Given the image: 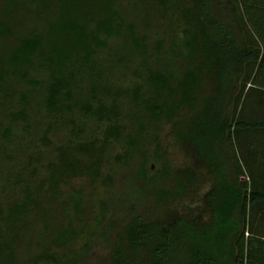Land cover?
Instances as JSON below:
<instances>
[{"label": "trees", "instance_id": "obj_1", "mask_svg": "<svg viewBox=\"0 0 264 264\" xmlns=\"http://www.w3.org/2000/svg\"><path fill=\"white\" fill-rule=\"evenodd\" d=\"M150 1L167 45L124 0H0V264H264V0Z\"/></svg>", "mask_w": 264, "mask_h": 264}, {"label": "rangeland", "instance_id": "obj_2", "mask_svg": "<svg viewBox=\"0 0 264 264\" xmlns=\"http://www.w3.org/2000/svg\"><path fill=\"white\" fill-rule=\"evenodd\" d=\"M4 2V0H3ZM137 5V8H135ZM123 8L125 13L127 12L128 17L132 19L136 23V28L139 31L144 32L149 36L150 42L154 40L156 37L167 35L168 31L175 26V24L171 23L168 16H164V13L158 8L156 3L150 0H124ZM3 16V15H2ZM31 20V19H30ZM29 19H24V24L22 25L21 30H28L32 25H35V22ZM22 24V22H21ZM20 24V25H21ZM38 26L41 25L37 23ZM179 38H176L178 41ZM170 37L167 35V39L165 40L166 45L169 43ZM153 49V46L150 47V50ZM247 74H251L253 71L252 64L247 66L246 68ZM263 98L264 93H260L257 91L252 92L246 99L245 107H244V115L251 118V116L256 117L258 112H263L264 107L259 106L257 100ZM229 108V106H228ZM240 143L243 147V151L245 153L251 147H255L257 152L256 161L253 165L250 166V169L245 165V171L242 173L241 178L248 179L250 176V172L256 178V182L263 181L262 176L260 175L264 172V134L262 132H257L256 130H247L243 131L242 136L240 137ZM254 144L255 146H253ZM237 150L238 145L236 144ZM164 149L167 151L168 160L174 166H184L188 164L189 158L185 154L184 150H180L173 142L171 137H168L164 140ZM236 155H238L235 150ZM152 161V160H151ZM251 178V177H250ZM210 181L203 180L202 187L198 191L197 195L192 198L184 199V204H186L189 208H194L202 204V194L206 191L209 186ZM84 186L85 191L91 190V185L87 181L81 183ZM252 212L254 215L253 226L259 228L264 232V201L261 203H257L252 206ZM105 246L103 242H100L96 245V249L100 251L104 249Z\"/></svg>", "mask_w": 264, "mask_h": 264}, {"label": "crops", "instance_id": "obj_3", "mask_svg": "<svg viewBox=\"0 0 264 264\" xmlns=\"http://www.w3.org/2000/svg\"><path fill=\"white\" fill-rule=\"evenodd\" d=\"M262 173H264V172H262ZM263 177V176H262ZM264 178V177H263Z\"/></svg>", "mask_w": 264, "mask_h": 264}]
</instances>
